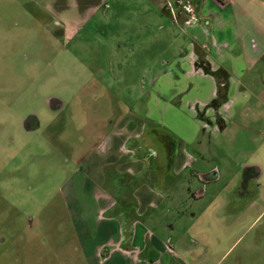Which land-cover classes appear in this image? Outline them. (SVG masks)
<instances>
[{
	"label": "rangeland",
	"instance_id": "rangeland-1",
	"mask_svg": "<svg viewBox=\"0 0 264 264\" xmlns=\"http://www.w3.org/2000/svg\"><path fill=\"white\" fill-rule=\"evenodd\" d=\"M21 1L0 0V264H94L92 239L78 232L75 213L92 214V192L130 197L141 184L154 203L139 218L146 230L140 244H153L142 248L141 259L264 264V158L247 161L246 131L234 140L225 133L213 138L219 151L205 153V176L168 168L174 134L193 128L182 82L167 87L182 81L192 42L170 18L172 5L108 0L71 31L76 18ZM127 121L146 125L133 143H143L140 156L145 143L156 149L160 170L145 151L143 172L131 179L107 165L104 153L96 155L118 151L122 140L114 131ZM209 126L215 130V120ZM93 159L100 162L91 185L83 174ZM136 203L117 199L116 209L131 214Z\"/></svg>",
	"mask_w": 264,
	"mask_h": 264
},
{
	"label": "crops",
	"instance_id": "crops-1",
	"mask_svg": "<svg viewBox=\"0 0 264 264\" xmlns=\"http://www.w3.org/2000/svg\"><path fill=\"white\" fill-rule=\"evenodd\" d=\"M158 1H161L163 6L169 3L172 5L173 10L169 6L168 11L170 18L174 22H181L185 34L187 30L189 39L192 40L183 56L185 65L180 71L182 81L172 83L168 81L167 87L175 89L181 86L182 82L184 108L189 112L187 120L193 128L184 134L177 131L174 134L175 139H171L167 151L168 168L175 175L183 171L191 173L196 169L194 173L196 176H205L207 171L202 168L206 162L205 153L213 154L219 151V145L211 144L213 138L219 139L221 134L225 133V136H230L234 140L243 130L251 141L244 149L249 154L247 161L254 160L256 156L264 158V0ZM21 2L34 3L53 17L76 18H71L70 22H75V26L71 25V31L75 30L76 24L90 19L97 9L108 4V0ZM195 20L198 24L197 22L192 24ZM192 27L195 31L189 33L190 30H194ZM64 29L67 30L65 27ZM207 81L209 83H206ZM219 83L224 87L220 98L217 94ZM180 94V91L175 92L171 100L177 99V96L181 97ZM210 120H215L216 131L210 126L206 127ZM146 129V125L140 123L138 126L127 121L121 129L114 131L118 132V137L122 140V144L116 146L118 149L114 146L118 151L114 152L108 147V150L100 151L96 155L104 153L107 165L117 168L116 172L123 170L131 179L143 172L142 154L145 151L148 157L154 160L155 167L160 170L157 150L151 147L149 149V145L144 142L146 148L144 147L140 156L138 150L140 146L143 148V143L140 142L141 145L133 143L136 139H142ZM225 145L221 146L222 150L227 147ZM99 162L100 159L98 161L93 159L88 164L87 173L83 174L86 184L94 185L92 173ZM93 165L90 170L89 166ZM244 165H239L240 169ZM255 165L253 166L257 167ZM246 177H250L249 174ZM191 178L190 176L188 179L189 183L192 181ZM148 191L149 188L141 184L131 193L137 202L131 214L130 210L116 209L117 199H132L131 196L113 197L93 192L91 197L96 208L92 214L90 215V210L85 209L75 213L81 221L78 232L92 239L88 254L91 255L94 264H165L164 261L161 262L163 256L158 254L153 261L147 262L140 258L142 248L153 245L140 244L143 242L141 229L142 232L146 230L142 228L139 218L143 216L147 207L154 206L152 195L145 193ZM216 211L218 209L212 206H206L204 210L217 215ZM86 216L93 217L91 224H87ZM84 243L86 244V241Z\"/></svg>",
	"mask_w": 264,
	"mask_h": 264
},
{
	"label": "trees",
	"instance_id": "trees-1",
	"mask_svg": "<svg viewBox=\"0 0 264 264\" xmlns=\"http://www.w3.org/2000/svg\"><path fill=\"white\" fill-rule=\"evenodd\" d=\"M223 92H224V87L222 86L221 83H219L218 88H217V94L219 98L222 96Z\"/></svg>",
	"mask_w": 264,
	"mask_h": 264
},
{
	"label": "flooded vegetation",
	"instance_id": "flooded-vegetation-1",
	"mask_svg": "<svg viewBox=\"0 0 264 264\" xmlns=\"http://www.w3.org/2000/svg\"><path fill=\"white\" fill-rule=\"evenodd\" d=\"M28 126V125H27ZM170 146V145H169Z\"/></svg>",
	"mask_w": 264,
	"mask_h": 264
}]
</instances>
